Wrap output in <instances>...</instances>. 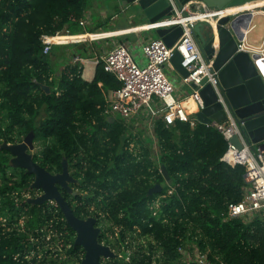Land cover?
<instances>
[{
	"label": "trees",
	"instance_id": "trees-1",
	"mask_svg": "<svg viewBox=\"0 0 264 264\" xmlns=\"http://www.w3.org/2000/svg\"><path fill=\"white\" fill-rule=\"evenodd\" d=\"M90 5L0 0V144L34 131L37 162L58 172L67 159L79 191L63 195L77 216L107 220L111 235L102 230L100 241L117 248L107 264H128L118 251L130 248L135 264H198L180 246L199 249L214 264H264V211L228 215L229 203L243 197L244 168L222 160L228 143L214 125H167L158 117L157 153L139 136V149H132L129 127L104 114L107 93L121 83L102 62L90 81L77 65L55 75V46L45 53L42 35L73 30ZM11 156L0 149V264H81L84 249L60 207L28 202L33 175L13 166ZM156 183L162 191L150 194Z\"/></svg>",
	"mask_w": 264,
	"mask_h": 264
},
{
	"label": "water",
	"instance_id": "water-1",
	"mask_svg": "<svg viewBox=\"0 0 264 264\" xmlns=\"http://www.w3.org/2000/svg\"><path fill=\"white\" fill-rule=\"evenodd\" d=\"M255 0H121L123 5H137L146 15L150 23L164 17H171L178 8L183 16L188 15L184 9L186 4L191 8L204 4L208 8L223 9L225 7L243 5ZM264 12V4L261 5ZM264 16V15H263ZM253 17V11L247 10L236 15H223L213 25L207 21H198L194 25L188 24L189 30L198 47L207 60L213 61L214 69L218 70L217 85L220 96L210 83L200 88V95L204 107L195 113L199 122L212 124L228 118V112L235 117L237 124L251 144H264V78L260 74L254 59L259 53H250L239 50V43L244 38L245 28ZM159 38L171 47L182 35L184 28L180 24L155 29ZM182 56L175 50L171 62L181 76L188 75L187 70L181 65ZM193 88L199 86L191 83ZM41 87L50 92V86L41 84ZM226 107H225V104ZM35 134L30 131L22 141L9 143L3 141L0 149L5 148L11 153L10 163L15 167L25 168L33 175L31 188L38 190L36 196H29L28 202L42 204L55 202L64 214L67 223L76 232L75 244L84 249L81 264H107L106 259L115 258L116 252L112 247L102 241L100 236L102 228L97 223L95 216L79 217L74 213L71 204L63 195V190L68 193L77 192L71 183H77L66 158L62 161V170L51 172L34 159ZM231 142L241 147L238 135H234ZM165 179L170 183V176L165 165L161 169ZM163 185L156 183L149 189V193L162 191Z\"/></svg>",
	"mask_w": 264,
	"mask_h": 264
},
{
	"label": "built area",
	"instance_id": "built-area-1",
	"mask_svg": "<svg viewBox=\"0 0 264 264\" xmlns=\"http://www.w3.org/2000/svg\"><path fill=\"white\" fill-rule=\"evenodd\" d=\"M225 8H211L213 9L211 12L210 8L204 4H198L194 8L186 4L184 9L188 11L187 16H183L181 11L175 7L173 16L148 23V30L180 24L183 26L184 31L171 47L167 46L159 37L146 41L142 45L143 53L146 56V62L143 64L138 63L134 59L125 44L114 46L103 57L97 59L96 63L102 62L105 71L112 73L121 83L120 87L111 90L107 94L108 104L104 109V114L109 117L110 115H119L127 118L144 112L151 117L162 118L167 125L181 120L187 121L191 126H194L198 120L196 116L188 113L184 105L181 104V100L176 97L175 85L169 78L166 68L167 66L174 67L171 57L175 50L179 51L182 56L181 65L188 72V75L181 76L182 82L195 83L199 86L198 88H193L190 94V97L197 104V111L204 107L200 88L206 83H210L214 87L222 100L217 85L219 71L214 69L213 61L207 60L201 52L189 30L188 24L194 25L198 21H207L214 25L223 15L230 14L224 12ZM194 12H202L206 16L189 19ZM209 12H211V15H209ZM231 14L236 15L237 12ZM174 17H180L181 19L173 20L172 18ZM80 23L83 24L84 21L80 20ZM60 36L59 33L42 35L45 53L51 51L54 43L62 41L54 39ZM246 39L245 32L244 38L239 43V50L259 53V57L254 59V62L264 78V47L257 51H251L245 44ZM203 80H205V84H201ZM157 101H159V104L156 103ZM226 110L228 118L221 122H213L211 125H214L223 134L228 143L222 160L232 167L241 165L244 168L242 173L244 181L243 197L238 202L229 203L228 215L237 217L256 211H264V144L249 143L240 130L235 117L227 107ZM234 135H238L241 147L231 142ZM179 251L187 261L194 260L198 264H214L208 260L206 253L199 251L197 248L191 252L184 246H180ZM131 254L132 252L128 250L126 253H118V256L124 258L128 264H135L131 260Z\"/></svg>",
	"mask_w": 264,
	"mask_h": 264
},
{
	"label": "crops",
	"instance_id": "crops-1",
	"mask_svg": "<svg viewBox=\"0 0 264 264\" xmlns=\"http://www.w3.org/2000/svg\"><path fill=\"white\" fill-rule=\"evenodd\" d=\"M263 4L264 2L260 6L255 5L249 8L245 5L246 8L235 11L237 13L247 10L253 11V17L249 20L247 28H245L247 38L245 44L251 51H257L264 47V14L261 9ZM132 7L123 5L121 0H91L90 7L86 9L84 17L80 19L84 23L81 24L79 20V25L73 27L75 31H70L69 27L66 26L59 34L71 38L62 40L60 43H54L52 46V48L55 46L53 48V59L56 62L55 68L57 69L55 75L60 76L67 64L77 65L81 69L82 77L90 81L94 78L99 64L96 63V60L103 57L118 44H125L138 63H145L146 56L143 53L142 45L152 38H158V35L155 29H147V24L150 21L146 18L144 12L137 10L139 13H136L132 10ZM136 14L139 15L136 17ZM259 14L261 15V22H257ZM133 16L134 18H132ZM253 21H256L254 26H252ZM262 29L263 31H261ZM76 36H82V38L75 39ZM166 70L175 85L176 97L181 100V104L184 105L188 113L195 116L197 104L190 97L193 91L192 85L182 82L181 75L175 67L167 66ZM156 103L159 104V101ZM110 117L124 122L143 140L147 139L151 146L154 145L153 152L157 153L158 148L153 129L155 117H151L144 112L127 118L119 115H110Z\"/></svg>",
	"mask_w": 264,
	"mask_h": 264
},
{
	"label": "rangeland",
	"instance_id": "rangeland-1",
	"mask_svg": "<svg viewBox=\"0 0 264 264\" xmlns=\"http://www.w3.org/2000/svg\"><path fill=\"white\" fill-rule=\"evenodd\" d=\"M132 7L133 9L132 10H134L136 13H139L138 11L139 10H141L137 5H130L129 4V7ZM246 8V7H245ZM131 9V8H130ZM138 10V11H137ZM137 15H139V14H136V17H137ZM132 18H134V16L132 17ZM120 19H123V18H120ZM152 32H154V31H152ZM151 33V32H150ZM251 35V34H250ZM130 129V131H131V134H134L135 136H136V138H135V140H134V142L131 144V148L132 149H136V150H138L139 149V145H138V143H137V138H138V134L136 133V132H134L133 131V129L132 128H129ZM153 146L154 145H152L151 147H152V149H153ZM41 148V145H40V142H38V141H35V148H34V150H33V153H36V152H38V150ZM73 187V189L75 190V191H79L78 190V188H76V187H74V186H72ZM37 194H39V191L38 190H35V193H32V192H27L26 193V195L29 197V196H31V197H33V196H36ZM52 203V202H51ZM93 207V206H92ZM98 225L102 228V230H106L107 231V229H108V222H107V220L106 219H101V220H99V222H98ZM107 233L109 234V235H111L110 233H109V231H107ZM114 236V237H113ZM116 238V236L115 235H112L111 236V238ZM112 238V239H113ZM135 243H136V240L134 239L133 240ZM115 243H117L116 241H114ZM131 252H133V250H132V248H130L129 249ZM114 251H116V257H117V248H115L114 249ZM119 253H122L121 251H118ZM116 257L115 258H113V259H116ZM110 259H112V258H110ZM110 259H106V261H109Z\"/></svg>",
	"mask_w": 264,
	"mask_h": 264
},
{
	"label": "bare ground",
	"instance_id": "bare-ground-1",
	"mask_svg": "<svg viewBox=\"0 0 264 264\" xmlns=\"http://www.w3.org/2000/svg\"><path fill=\"white\" fill-rule=\"evenodd\" d=\"M264 1H250L249 3H245V4H241V5H237V6H233V7H228V8H225V13H233V12H235V11H237V10H240V9H244L245 8V5H246V7L247 8H249V7H251V6H255V5H258V6H260V4H262ZM255 8H257V7H255ZM212 10L213 9H211L210 8V11L212 12ZM257 10V9H256ZM211 12H209V15H211L210 13ZM263 14H264V12H263ZM204 16H206V14L205 13H202V12H194V13H192L191 14V16L189 17V19H194V18H203ZM258 20H257V22H261V15L259 14L258 15ZM257 18V17H256ZM173 20H178V19H181L180 17H174V18H172ZM263 20H264V18H263ZM255 23H256V21H253V23H252V26H254L255 25ZM264 25V24H263ZM251 26V27H252ZM145 27H146V25H145ZM261 31H263V29L261 30ZM99 36V35H98ZM83 37H85V36H83ZM71 37L70 36H60V37H55L54 39L56 40H68V39H70ZM76 38H82V36H76L75 37V39Z\"/></svg>",
	"mask_w": 264,
	"mask_h": 264
},
{
	"label": "flooded vegetation",
	"instance_id": "flooded-vegetation-1",
	"mask_svg": "<svg viewBox=\"0 0 264 264\" xmlns=\"http://www.w3.org/2000/svg\"><path fill=\"white\" fill-rule=\"evenodd\" d=\"M230 7H232V6H230ZM71 184H73V183H71ZM77 192V191H76ZM97 223H98V220H97ZM106 261V260H105Z\"/></svg>",
	"mask_w": 264,
	"mask_h": 264
}]
</instances>
